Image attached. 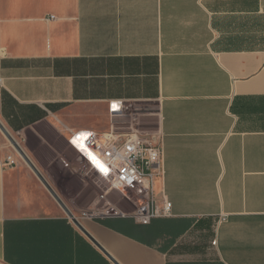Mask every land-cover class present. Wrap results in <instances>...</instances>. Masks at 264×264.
<instances>
[{
    "label": "crops",
    "instance_id": "obj_1",
    "mask_svg": "<svg viewBox=\"0 0 264 264\" xmlns=\"http://www.w3.org/2000/svg\"><path fill=\"white\" fill-rule=\"evenodd\" d=\"M0 120L30 156L155 122L171 202L71 211L92 240L0 153V263L264 264V0H0Z\"/></svg>",
    "mask_w": 264,
    "mask_h": 264
},
{
    "label": "built area",
    "instance_id": "obj_2",
    "mask_svg": "<svg viewBox=\"0 0 264 264\" xmlns=\"http://www.w3.org/2000/svg\"><path fill=\"white\" fill-rule=\"evenodd\" d=\"M122 107V103L111 102L109 110L111 113L119 112ZM80 134H87V139ZM74 138H77L76 143H73ZM69 143L89 168L105 178L112 188L136 198L137 210L132 216L137 222L147 224L155 217L170 214L171 202L164 198L160 207L156 200L155 179L163 171V150L154 136L135 129L111 127L103 133L73 132ZM83 149L92 156L89 157ZM3 165L13 168L16 157L7 155Z\"/></svg>",
    "mask_w": 264,
    "mask_h": 264
},
{
    "label": "rangeland",
    "instance_id": "obj_3",
    "mask_svg": "<svg viewBox=\"0 0 264 264\" xmlns=\"http://www.w3.org/2000/svg\"><path fill=\"white\" fill-rule=\"evenodd\" d=\"M134 121L133 123H127L124 125L119 124L117 127L122 130L135 129L140 133L147 132L155 134L158 132L157 123L155 122L147 128L146 125L140 124L139 121L136 123ZM13 137L56 194L61 198L69 210L76 215V217L92 213L98 215L105 214L117 210L130 216L137 210L135 204L137 200L132 194L129 196L112 188L109 182L90 169L85 159H83L70 146L60 145L58 146L57 151L51 153L47 148L40 145L39 142L32 140L30 145L32 148L34 147V149H36V152L34 155L30 156L17 137L15 135H13ZM0 153L3 158L7 155L15 154L16 165L11 168L10 171L24 168L36 178V181L40 183L46 192L53 198L1 131ZM21 178L24 184L29 182L26 175H22Z\"/></svg>",
    "mask_w": 264,
    "mask_h": 264
},
{
    "label": "water",
    "instance_id": "obj_4",
    "mask_svg": "<svg viewBox=\"0 0 264 264\" xmlns=\"http://www.w3.org/2000/svg\"><path fill=\"white\" fill-rule=\"evenodd\" d=\"M0 131L5 135V137L10 141V143L14 146L16 151L20 154V156L24 159V161L28 164V166L31 168V170L36 174V176L39 178V180L42 182V184L46 187V189L49 191V193L53 196V198L57 201L59 206L64 210V212L72 219V221L76 224V226L83 231L84 234H86L89 238L92 239L90 234L85 230V228L74 218L72 212L69 210V208L65 205V203L61 200V198L56 194V192L53 190V188L50 186V184L46 181L44 176L40 173V171L37 169V167L34 165V163L31 161V159L27 156V154L24 152L22 147L19 145V143L16 141V139L13 137V135L7 130V128L4 126V124L0 120ZM112 212V211H111ZM114 212V211H113ZM93 240V239H92ZM3 264V263H0Z\"/></svg>",
    "mask_w": 264,
    "mask_h": 264
},
{
    "label": "snow or ice",
    "instance_id": "obj_5",
    "mask_svg": "<svg viewBox=\"0 0 264 264\" xmlns=\"http://www.w3.org/2000/svg\"><path fill=\"white\" fill-rule=\"evenodd\" d=\"M81 137H83L85 140L87 139V134H80ZM77 142V138H74L73 143Z\"/></svg>",
    "mask_w": 264,
    "mask_h": 264
},
{
    "label": "bare ground",
    "instance_id": "obj_6",
    "mask_svg": "<svg viewBox=\"0 0 264 264\" xmlns=\"http://www.w3.org/2000/svg\"><path fill=\"white\" fill-rule=\"evenodd\" d=\"M83 151H85L86 154H87L89 157L92 156V154H91L90 152H88V151H86V150H84V149H83Z\"/></svg>",
    "mask_w": 264,
    "mask_h": 264
}]
</instances>
